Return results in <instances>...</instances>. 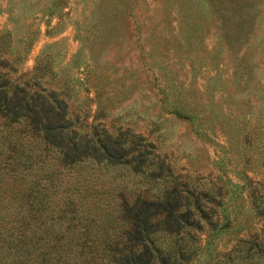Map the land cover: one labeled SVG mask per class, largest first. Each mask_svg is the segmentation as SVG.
<instances>
[{
	"label": "rangeland",
	"instance_id": "obj_1",
	"mask_svg": "<svg viewBox=\"0 0 264 264\" xmlns=\"http://www.w3.org/2000/svg\"><path fill=\"white\" fill-rule=\"evenodd\" d=\"M6 30L19 69L50 60L42 83L64 90L87 130L97 124L151 142L147 155L173 174L226 179L231 224L216 235L198 231L186 264H216L238 235L264 236L248 191H264V0H0V34ZM11 126L27 124H7L0 113V138H31ZM78 169L89 171L85 179L65 176L59 188L86 192L88 212L75 230L61 231L67 235L121 234L98 218L124 198L160 197L169 182L130 164Z\"/></svg>",
	"mask_w": 264,
	"mask_h": 264
},
{
	"label": "trees",
	"instance_id": "obj_2",
	"mask_svg": "<svg viewBox=\"0 0 264 264\" xmlns=\"http://www.w3.org/2000/svg\"><path fill=\"white\" fill-rule=\"evenodd\" d=\"M9 47L6 30L0 34V113L7 124L25 120L26 128L11 127L31 138H0V264H186L199 247L198 231L216 235L231 224L225 204L234 191L226 179L173 174L163 160L147 155L151 142L97 124L87 130L90 125L70 110L64 90L42 83L52 72L50 60L40 57L31 71L22 70ZM85 162L130 164L169 182L160 197L124 198L114 214L98 218L97 225L109 223L121 234H63L76 229L88 205L86 192L74 196L60 183L65 176L84 180L89 171L78 168ZM59 190L66 196L56 195ZM248 191L264 224V191ZM227 252L216 264H253L264 259V236L238 235Z\"/></svg>",
	"mask_w": 264,
	"mask_h": 264
}]
</instances>
